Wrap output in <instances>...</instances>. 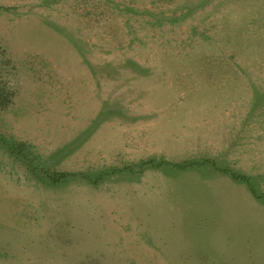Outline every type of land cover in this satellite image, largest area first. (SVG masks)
<instances>
[{
  "label": "rangeland",
  "instance_id": "1",
  "mask_svg": "<svg viewBox=\"0 0 264 264\" xmlns=\"http://www.w3.org/2000/svg\"><path fill=\"white\" fill-rule=\"evenodd\" d=\"M184 161L261 208L117 221V173ZM0 264H264V0H0Z\"/></svg>",
  "mask_w": 264,
  "mask_h": 264
},
{
  "label": "crops",
  "instance_id": "2",
  "mask_svg": "<svg viewBox=\"0 0 264 264\" xmlns=\"http://www.w3.org/2000/svg\"><path fill=\"white\" fill-rule=\"evenodd\" d=\"M170 163L116 174V180H113V215L125 217L117 219L118 222L173 223L180 221L184 213L197 217V222L200 219L210 222V217L238 216L241 203L247 206L248 202L255 207L258 203L261 208L254 180L233 169L213 161ZM151 201L154 204L148 203ZM152 206L157 207L154 209Z\"/></svg>",
  "mask_w": 264,
  "mask_h": 264
}]
</instances>
